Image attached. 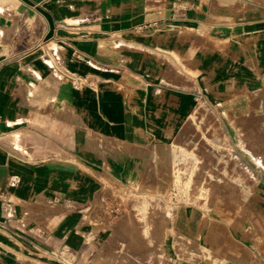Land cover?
Listing matches in <instances>:
<instances>
[{"label":"crops","instance_id":"1","mask_svg":"<svg viewBox=\"0 0 264 264\" xmlns=\"http://www.w3.org/2000/svg\"><path fill=\"white\" fill-rule=\"evenodd\" d=\"M0 9V264H110L119 222L94 227L77 206L103 180L165 189L172 145L193 139L199 102L249 180L213 183L229 211L186 203L173 226L227 264H264V0H0Z\"/></svg>","mask_w":264,"mask_h":264},{"label":"rangeland","instance_id":"2","mask_svg":"<svg viewBox=\"0 0 264 264\" xmlns=\"http://www.w3.org/2000/svg\"><path fill=\"white\" fill-rule=\"evenodd\" d=\"M1 13L3 14L2 9ZM6 32L7 30L2 29L0 34ZM200 105L202 106L197 113L194 112L191 117L197 121L203 119L202 123L196 125L197 132L193 139L183 143V146L179 142L172 145L174 159L169 163L170 182L165 189L155 193L134 188L128 191L119 190L103 180L107 192L130 204L127 214L120 219L118 226L114 227V230L123 233L118 245L119 248L121 244L124 247L122 251L118 249L109 252L107 261L110 264H131L136 260L139 264H227L226 253L219 256L211 247L184 237L179 233V229L173 226L177 209L186 203L203 201L207 209L219 207L229 211L227 202L216 203L214 200V197H217V188L213 183L218 179L220 185L226 187L243 186L244 182L249 180V175L244 169L234 174H222L212 167L211 161L216 160V157L213 156L211 148L217 147L209 139L212 137V130H207L206 125L212 114L206 109V105ZM199 159H202V163ZM224 189L227 190L228 196V189ZM232 191L234 192V189ZM233 194L240 200L242 194ZM95 264H99L98 259Z\"/></svg>","mask_w":264,"mask_h":264},{"label":"built area","instance_id":"3","mask_svg":"<svg viewBox=\"0 0 264 264\" xmlns=\"http://www.w3.org/2000/svg\"><path fill=\"white\" fill-rule=\"evenodd\" d=\"M94 15L95 14L93 12H89L84 19L92 18L94 17ZM19 35H22L23 39L26 38V34L23 31H20ZM25 46L26 43L25 41H23V47ZM48 58H49L48 60H50L52 64L60 63V55L58 50L55 48H50V55L48 56ZM76 82L91 83L92 80L90 79V77L86 76L84 78H77ZM200 104L205 105L204 103L199 102L194 112L197 113L199 107L202 106ZM205 107L208 111H210L207 106ZM192 121L194 122V125L196 127L198 123H202L203 119H200V121L192 119ZM206 125H208L207 130L209 129L212 130V134H211L212 137L209 139L212 140L213 145L217 147V148L215 147L211 148L214 157H216V160L211 161L212 167L222 174L223 173L234 174L236 172H240L241 170H243L244 167L242 166V164L238 162V159L235 156L233 150L229 148V146L224 140H221L222 137L218 136V131L216 130L215 126H213L208 120L206 122ZM213 139H215V141H213ZM220 147H222V149ZM199 162L202 163V159H199ZM215 182L220 183V180L218 179ZM126 190L128 191L130 189H126ZM0 197L2 198L3 201L7 200V198L2 194H0ZM129 207L130 204L128 205V203L123 202V200H121L118 196H114L113 194L107 192L105 186L100 189L99 193L96 195L95 199L91 203L77 206V208L82 213V220L84 222L92 221L94 227L100 226L101 224H106L110 228L114 227V225L117 224L120 221V219L127 214V210ZM123 247L124 246L122 244L120 248L118 245L117 251L118 249L122 251ZM119 264H129V263L121 262ZM131 264H139V261L136 260Z\"/></svg>","mask_w":264,"mask_h":264}]
</instances>
